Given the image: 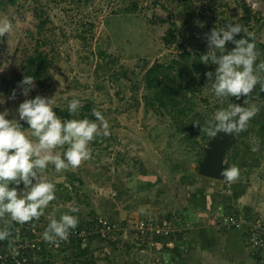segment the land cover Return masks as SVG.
<instances>
[{
  "label": "rangeland",
  "instance_id": "obj_1",
  "mask_svg": "<svg viewBox=\"0 0 264 264\" xmlns=\"http://www.w3.org/2000/svg\"><path fill=\"white\" fill-rule=\"evenodd\" d=\"M0 20L12 25L11 32L0 36V94L6 101L0 112L7 109L9 119H18L15 110L24 97L19 90L15 101L8 97L16 89L26 58L39 50L50 57L52 66L50 78L43 86L36 85L35 93L53 98V109L66 110L71 100L78 99V112L99 111L110 125L108 136L90 143V160L59 174L53 165L44 172V178L56 185V199L39 220L19 224L12 234L15 242L37 250L28 255L27 263L78 264L77 246L42 239L50 214L59 218L78 206L76 215L84 229L97 220L94 225L108 240L121 241L116 249L111 243L100 249L92 245L95 264H251L243 258L264 264V254L252 256L247 248L246 225L232 229L222 221L230 205L232 215L264 222V92L259 85L250 100L260 111L246 131L233 134L224 158L225 169L239 168L238 179L199 181L200 165L213 140L201 129L218 109L229 103L244 106L247 99L215 96L214 81L205 74H214L217 66L201 60L209 51L206 34L227 23L241 24L254 35L256 63L264 61L260 47L264 0H17L14 4L0 0ZM244 36L247 33L241 32L235 39ZM234 47L231 42L225 46L226 51ZM155 65L172 67L174 86L190 99L189 118L160 107L157 91L146 82ZM31 97L35 96L31 93ZM179 101L182 108L186 100ZM257 142L258 150L253 151ZM66 148L57 151L62 154ZM172 218L175 221L151 231L164 225L169 234L186 232L180 242H168L174 247L165 248L151 238L146 248L147 237L133 233L144 234L145 220ZM230 231L239 233L242 245L226 244L224 233ZM154 246L156 251L151 250ZM236 252L238 260L233 263L229 257Z\"/></svg>",
  "mask_w": 264,
  "mask_h": 264
},
{
  "label": "clouds",
  "instance_id": "obj_2",
  "mask_svg": "<svg viewBox=\"0 0 264 264\" xmlns=\"http://www.w3.org/2000/svg\"><path fill=\"white\" fill-rule=\"evenodd\" d=\"M12 25L7 20H0V36L9 33ZM241 32L247 37L239 40L235 37ZM209 51L201 56L206 65L209 62L217 66L215 73L205 75L212 84L217 98L247 97L244 106L229 103L226 108L218 109L213 120L201 131L209 137L216 138L219 133L233 135L247 130L249 121L260 111V107L252 103L250 97L257 85L264 92V61L256 63L259 53L256 50L254 35L241 24L227 23L206 34ZM253 41V42H250ZM235 45L226 51V43ZM219 50V54L217 52ZM36 89V79L23 75L16 89H13L9 100L15 101L19 95L24 97L15 110L18 119L8 117L9 110L0 112V241L9 240L12 236L11 222L18 224L39 220L45 214L50 202L56 199V185L43 176L49 165L54 166L59 174L67 169L78 168L83 162L92 158L90 143L97 137L108 136L109 122L101 112L93 110L95 120L64 119L53 109V98L31 93ZM0 94V105L5 104ZM81 107L78 99L69 103V113L76 115ZM25 122V129L20 123ZM196 126H199L198 124ZM66 150L61 154L57 149ZM258 150V142L253 151ZM239 168L233 166L221 171L225 182H233L239 177ZM23 184V190H18ZM10 185H14L10 187ZM78 206H73L70 213L56 218L55 213L49 215V223L42 233L45 243L57 244L67 241L71 232L79 225ZM11 247V241H10ZM13 254L18 250L12 248Z\"/></svg>",
  "mask_w": 264,
  "mask_h": 264
},
{
  "label": "trees",
  "instance_id": "obj_3",
  "mask_svg": "<svg viewBox=\"0 0 264 264\" xmlns=\"http://www.w3.org/2000/svg\"><path fill=\"white\" fill-rule=\"evenodd\" d=\"M10 1L14 4L17 0H10ZM61 1L64 2L66 0H61ZM245 10L247 11V14L251 13V9L247 8L246 6H245ZM260 47L264 52V44L260 45ZM26 59L27 60L25 61V64L23 66V73L19 76V78L17 79V82H20L23 79V75H27V76H33L36 79V85L43 86L45 82L50 78V69L52 66V61L50 60V57L46 53L36 50L32 55L28 56ZM171 70H172V67L165 68V67H160L159 65H155L147 72V77H146L147 86L150 89H154L157 91V99L160 102L161 108H164L166 111H168L171 114L177 113L180 116V118L187 119L189 118L188 114L192 112V109L190 106V99H188L187 95L185 96V93L179 91L182 88H176L174 86L175 80L172 78V75L170 74ZM160 74H162V77H160ZM32 95L36 96L37 94L35 93V91H33ZM181 98H185L186 100V103L183 105L182 108H180V101H179ZM54 111L62 120L64 119H83V118L95 120V117L92 115V113H89V110L87 109H86L87 112L85 110L80 111L76 115H71L68 109L62 110L59 108H55ZM197 124L200 126L201 124H203V121ZM188 125H194V122L189 121ZM262 130H264V126ZM231 147L227 149V152L231 149ZM212 180L215 182H219L218 180L209 179V178H205L202 176L199 177L200 184L210 183ZM212 201L214 202V204H216L215 196H213ZM232 212L233 211L230 205L225 207L224 209L225 215H232ZM74 214L76 215L77 213H74ZM145 221H146L145 225H150L153 227V226L164 224V222H167L169 224L175 220L172 218V219H167V220H159L158 222L148 221V220H145ZM95 222L88 224L89 227L86 229H84V226L79 224L78 227L71 232V234L72 235L74 234V235L71 236L67 241H64L67 243H71L73 246H77L76 248L79 250L81 249L80 253L76 252L74 254L75 262H77L78 264H80V262L82 264H95L97 262L94 256L95 255L94 247H92V245L94 244L97 246V248L100 249L102 245L111 243L112 248L116 249L118 244L121 243V241L108 240L107 239L108 237H106L101 232L99 227L94 225ZM184 222L187 223L189 221L186 220ZM79 223H80V217H79ZM149 223H152V224H149ZM18 225L19 224L15 222L11 223L10 230L12 234L16 233L15 229H17ZM182 225L184 224L179 223L180 227H183ZM0 226H3V222H0ZM232 229H235V228H232ZM84 231L86 233L85 237H80L79 236L80 233ZM133 233H135L134 235L138 236L139 238L143 235L147 237L146 241L144 242V247L146 248H149L148 245H149V241L151 238L153 239L155 243H162L165 248H168L169 241L176 242V243L180 242L186 232H180V233H175V234L173 233L167 236L159 235L156 232L150 231V230H144V234L138 231H133ZM22 236L24 237L25 234L23 233ZM31 237H34V236H31ZM138 240L139 242H141L140 239ZM10 241H11V246H13L14 244H17V242H15V238H12V236L9 238V240L0 241V254L7 253L10 247ZM84 243H88V245L86 244L87 247L83 248L82 246ZM247 248L249 249L250 254L252 256H256L258 255V253H260L261 256L262 254H264L263 252L264 247L263 248L259 246L255 247L250 242L248 243ZM151 250L156 251L157 247L154 246L151 248ZM36 253H38L36 249L33 250V249L28 248L20 254L19 259L23 260L24 258L29 257L28 255H33ZM114 253H115V250H114ZM84 258H86V260H84ZM263 258H257L256 260L258 262H262ZM0 264H16V262L15 260H12V261L8 260L5 263L0 262ZM26 264H36V263L30 261V263H26Z\"/></svg>",
  "mask_w": 264,
  "mask_h": 264
},
{
  "label": "built area",
  "instance_id": "obj_4",
  "mask_svg": "<svg viewBox=\"0 0 264 264\" xmlns=\"http://www.w3.org/2000/svg\"><path fill=\"white\" fill-rule=\"evenodd\" d=\"M222 221L225 222L226 224L225 226L227 228H235L242 230L246 225L245 229H246L247 237L249 238L248 241H250V243L255 247L257 246L261 248L264 247V222L258 220L255 222L244 221L242 218L238 217L237 215H227L226 217H224ZM141 226L143 227L144 230H149L150 228L151 231L152 226L145 225V223L141 224ZM153 231L159 235H164V234H166L165 236L170 235L167 230V226H162L161 228L153 229ZM73 235L71 234L69 238ZM85 235H86L85 232H81L79 236L81 237ZM169 246L174 247L173 244H170ZM12 248L17 249L19 254L18 255L13 254ZM28 248L31 249V246L29 244H25V243L14 244L13 246L9 247L7 253L0 254V262L5 263L8 260L11 261L15 260L16 264H26L27 263L26 258L20 260L19 256L24 250Z\"/></svg>",
  "mask_w": 264,
  "mask_h": 264
},
{
  "label": "water",
  "instance_id": "obj_5",
  "mask_svg": "<svg viewBox=\"0 0 264 264\" xmlns=\"http://www.w3.org/2000/svg\"><path fill=\"white\" fill-rule=\"evenodd\" d=\"M232 136L219 133L216 138H213L210 147L206 151L205 159L200 165V176L224 181L220 173L226 167L224 158L227 149L233 145Z\"/></svg>",
  "mask_w": 264,
  "mask_h": 264
},
{
  "label": "crops",
  "instance_id": "obj_6",
  "mask_svg": "<svg viewBox=\"0 0 264 264\" xmlns=\"http://www.w3.org/2000/svg\"><path fill=\"white\" fill-rule=\"evenodd\" d=\"M233 233H234V235H233ZM225 235V241H227L226 242V244L228 245V246H232V245H235V247H237V244H239V245H242V242H241V244H240V240L238 239V235H239V233L237 232V233H235L234 231H230V232H227V233H224ZM236 238V239H235ZM233 240H236V242L235 243H233ZM237 253V252H236ZM235 256H238V253L237 254H235V253H233V255H231L229 258L233 261V263H234V261L235 260H238V258L237 257H235ZM244 259V261H247V262H249V263H251V264H254V261L253 260H251L250 259V261L249 260H247V258H243ZM236 262V261H235ZM235 264V263H234Z\"/></svg>",
  "mask_w": 264,
  "mask_h": 264
}]
</instances>
